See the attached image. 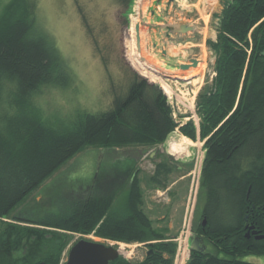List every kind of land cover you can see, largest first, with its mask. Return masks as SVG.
<instances>
[{
    "label": "trees",
    "instance_id": "16d2710c",
    "mask_svg": "<svg viewBox=\"0 0 264 264\" xmlns=\"http://www.w3.org/2000/svg\"><path fill=\"white\" fill-rule=\"evenodd\" d=\"M133 1L123 4L130 9ZM221 2L216 38L207 41L215 75L197 96L198 128L193 121L178 123L161 89L137 75L108 111L81 113L70 125L55 128L41 121L26 99L38 85L67 83V77L57 52L36 28L32 0H8L0 12V78L17 82L12 102L18 111L12 118L0 113L1 254L23 258L14 254L27 248L22 240L35 228L36 238L48 245L37 260L44 264H59L70 234L148 248L143 261L119 257L110 264H173L176 245L165 236L167 229L154 228L144 213L140 171L133 163L113 167L124 180L129 177L125 204L117 211L113 204L123 179L107 192L99 184L70 210L59 206L24 217L18 209L84 148H154L178 129L204 141L199 201L207 219L204 233L213 245L207 255L191 251L188 264H255L244 259L264 257V240L247 238L244 229L247 215L255 230L264 231V0ZM172 171L166 162L157 163L150 183L166 189ZM10 234H15L11 240ZM5 236L10 238L3 241Z\"/></svg>",
    "mask_w": 264,
    "mask_h": 264
},
{
    "label": "rangeland",
    "instance_id": "374dc122",
    "mask_svg": "<svg viewBox=\"0 0 264 264\" xmlns=\"http://www.w3.org/2000/svg\"><path fill=\"white\" fill-rule=\"evenodd\" d=\"M221 1L223 0H177L168 4V0H145V5H141L143 12L137 20L135 17L138 0L133 1L130 9H127L123 4L119 18L120 27L114 40L115 51L125 70V80L119 88L113 89L114 97L124 95L137 75L149 84L158 86L166 98L172 96L171 103L173 101V104L170 107L173 111L172 116L178 123L193 121L198 128L199 119L195 111L197 96L210 85L215 75L213 72L214 53L207 46V41H214L216 38L218 27L216 15L220 14L223 8ZM7 2L8 0H0V12ZM136 22L141 25V45L143 44L138 57L135 53L134 25ZM178 23L194 25L197 30L183 35L170 33L169 26ZM143 58L148 61L147 65L140 63ZM193 58L202 60L203 64L200 68L193 72L178 69L179 64H187ZM144 76L150 77V79ZM65 126L66 124H57L53 127L64 128ZM182 138L186 140L183 142ZM176 144L180 146L181 150L177 149L178 146L176 148ZM204 155V141L198 138L195 141L191 140L182 135L178 129H175L164 144L154 148L129 146L103 149L102 147H86L64 163L50 179L33 192L25 207H31L28 210L30 213L34 211V216H42L46 212L54 211L56 209L54 207L59 206L68 210L73 209L83 200L85 194L96 191L99 184L103 191L107 192L110 188H114V185L123 182L122 175L119 176L117 172H113L114 166H130L133 163L140 171L143 205L145 201H148V204L156 206L157 216L161 215L158 211H161L163 215V218L152 220L153 224L161 223L160 226L154 227L167 229L164 232L165 236L170 238L176 248L175 240H179L180 250L182 249L180 242H183L187 235L186 224L190 220L188 227L190 249L192 228L199 218L198 207L202 204V201H199L201 200L199 196ZM159 162H166L173 167V171L168 177V190H166L167 188L158 189L150 183L155 165ZM183 176L184 179L180 180ZM176 180L178 183L171 186ZM124 182L125 184L122 189L118 190L120 193L113 204L114 211L121 209L125 204L129 177L125 178ZM114 190L116 191V189ZM33 205L38 207L33 210ZM24 213L28 212L24 211ZM20 226L23 229L29 227ZM8 229L10 228L8 227ZM30 230H33L30 234L28 232L31 237L22 240L27 242V248L22 251L18 250L17 254H14V256L21 254L23 258L13 257L11 259L0 253V256H4L1 258V264L37 262L38 258H41V255L49 250L47 249L48 245L47 247L42 245L41 241L36 238L34 231L38 229L31 228ZM183 230L185 233L181 234ZM14 231L17 233V230ZM15 232L12 230L10 233ZM10 237L5 236L3 241H7L9 238L11 240L15 234H10ZM45 237L51 239L49 235ZM81 238L106 245L111 244L109 241L93 235L70 234L68 245L60 254L59 264L66 262L69 248ZM113 245L121 249L123 257L130 262L143 261L148 251V248L143 244L127 245L122 243L116 245L115 243ZM174 258L173 264L176 261ZM256 258L258 257L249 256L244 260L255 263ZM17 260L18 262L15 263ZM261 264H264V260L261 261Z\"/></svg>",
    "mask_w": 264,
    "mask_h": 264
},
{
    "label": "clouds",
    "instance_id": "9594fccd",
    "mask_svg": "<svg viewBox=\"0 0 264 264\" xmlns=\"http://www.w3.org/2000/svg\"><path fill=\"white\" fill-rule=\"evenodd\" d=\"M38 32L57 52L67 83L38 85L26 103L41 121L56 126L71 124L81 113L108 111L113 89L125 80V70L115 51V36L123 0H32ZM15 79L0 78V113L17 114L13 97ZM264 258H256L261 264Z\"/></svg>",
    "mask_w": 264,
    "mask_h": 264
},
{
    "label": "water",
    "instance_id": "95a60500",
    "mask_svg": "<svg viewBox=\"0 0 264 264\" xmlns=\"http://www.w3.org/2000/svg\"><path fill=\"white\" fill-rule=\"evenodd\" d=\"M177 0H168V4H172ZM140 23L135 25L136 32V48L137 51H141V30ZM169 31L172 34L183 35L188 32H195L197 27L194 25H188L185 23L174 24L169 27ZM264 57V50L261 53ZM197 59H190L187 64H179L178 69L181 71H188L194 69L199 65ZM206 221L203 220V226ZM110 242V241H109ZM110 245L104 243L94 242L84 238L76 241L67 252V259L64 264H110L119 257H123V252L119 248H116L113 242ZM116 245H119L116 243ZM190 251L199 252L198 238L191 236L190 238Z\"/></svg>",
    "mask_w": 264,
    "mask_h": 264
},
{
    "label": "flooded vegetation",
    "instance_id": "af4514ba",
    "mask_svg": "<svg viewBox=\"0 0 264 264\" xmlns=\"http://www.w3.org/2000/svg\"><path fill=\"white\" fill-rule=\"evenodd\" d=\"M203 209H204V207L201 204L198 207L199 218L197 219L196 223L193 225L192 233H191V235L193 237L198 238V241H199V252H198V254L201 256L210 254L213 251L212 240L210 239V236H208L204 233L206 224L203 226V220L206 219V217L203 216ZM244 220L246 222L245 227H244V229L246 230L245 231L246 237L250 238V236H252L257 240H264V231L261 233L260 231L255 230V227L253 226V224L248 222V216L247 215H245ZM195 225H196V227L194 228ZM26 264H44V263L37 261V262H26Z\"/></svg>",
    "mask_w": 264,
    "mask_h": 264
},
{
    "label": "crops",
    "instance_id": "0c3cea01",
    "mask_svg": "<svg viewBox=\"0 0 264 264\" xmlns=\"http://www.w3.org/2000/svg\"><path fill=\"white\" fill-rule=\"evenodd\" d=\"M168 3V2H167ZM170 27V26H169ZM184 179V176L183 177H181L180 178V180H183ZM176 183H178V180H176L175 182H173L172 184H171V186L173 185H175ZM152 184V183H151ZM38 190V189H37ZM166 190H168V188L166 189ZM165 190V191H166ZM155 191H159V190H155ZM30 198H31V196L29 197V199L26 201V203H24L23 205H21V207L18 209V212H21L22 213V216H26V217H29V216H34L35 214H33L34 213V211L32 212V213H30L29 212V210L28 209H30L29 207H25L26 205H27V203H28V201H30ZM36 199V198H35ZM32 207H34L33 208V210L35 209V207H38V206H35V205H33ZM26 208V209H25ZM54 208H56V207H54ZM143 210H144V213L146 214V216L152 221L153 219H158V218H163V215H162V213H161V211H158V213L159 214H161V215H159V216H157V210H156V206L155 205H151V204H148V201H145L144 202V205H143ZM24 211H26V212H28L27 214H25L24 213ZM25 214V215H24ZM27 215H29V216H27ZM155 224V225H154ZM152 223V226L154 227V226H160L161 225V223ZM170 225V224H169ZM155 228V227H154Z\"/></svg>",
    "mask_w": 264,
    "mask_h": 264
},
{
    "label": "built area",
    "instance_id": "2783aa9c",
    "mask_svg": "<svg viewBox=\"0 0 264 264\" xmlns=\"http://www.w3.org/2000/svg\"><path fill=\"white\" fill-rule=\"evenodd\" d=\"M171 100H172V96L171 97L169 96L167 98V101H168L170 106H171V104H173V101L171 103ZM190 219H191V217H190ZM189 224H190V220L186 224L187 235L185 236L184 241L180 242V247L182 249L179 250V240H177V239L175 240V242L177 243V248H176V254H175V258H174V261H175V259H176V261L174 264H186V262L189 259V255H190V249H189V245H188V238L190 237L189 231H188ZM182 233H185V231L183 230L181 232V234Z\"/></svg>",
    "mask_w": 264,
    "mask_h": 264
},
{
    "label": "bare ground",
    "instance_id": "6f19581e",
    "mask_svg": "<svg viewBox=\"0 0 264 264\" xmlns=\"http://www.w3.org/2000/svg\"><path fill=\"white\" fill-rule=\"evenodd\" d=\"M141 5L143 6V5H145V0H138V6H137V13H136V19L135 20H137L139 17H140V15L142 14V12H143V10L141 11ZM140 21V20H139ZM139 22H136L135 23V25L136 24H138ZM135 25H134V35H135V37H136V32H135ZM143 45V44H142ZM142 45H141V48H142ZM135 46H136V38H135ZM135 53H136V57H138V56H140V52H138L137 51V48L135 49ZM141 62L140 63H142L143 65H147V60L146 59H142V60H140ZM203 64V62H202V60L199 62V65L196 67V68H194V69H190L189 70V72H193V71H195V70H197L198 68H200L201 67V65ZM143 68V67H142ZM183 140H186V139H183L182 138V141ZM184 142V141H183ZM177 146H178V148H177ZM176 148L178 149V150H181V148H180V146L178 145V144H176ZM181 153V152H180ZM120 251L122 252V250L120 249Z\"/></svg>",
    "mask_w": 264,
    "mask_h": 264
}]
</instances>
